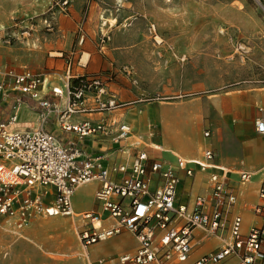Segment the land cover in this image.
<instances>
[{"label": "rangeland", "instance_id": "obj_1", "mask_svg": "<svg viewBox=\"0 0 264 264\" xmlns=\"http://www.w3.org/2000/svg\"><path fill=\"white\" fill-rule=\"evenodd\" d=\"M95 54L111 64L108 87L126 98L125 107L159 106L184 129L192 122L201 143L206 128L209 139L238 150L245 141L236 138V129L250 141L254 129L252 136L263 141L255 120L264 116V0H85L80 10H66L60 0H0L1 76L27 67L61 80L68 62L81 70ZM137 132L158 143L161 127ZM183 142L192 149L195 132L190 129ZM196 147L200 151L202 144ZM134 148L136 153L143 147ZM179 148L164 145L166 157L172 159L168 153ZM182 150L179 155L192 160ZM225 169L237 178L238 170ZM94 189L88 186L86 193ZM79 224L76 217L33 214L20 227L18 218L0 216V264H106L114 258L93 256L137 247L119 237L99 245L89 260L78 239Z\"/></svg>", "mask_w": 264, "mask_h": 264}, {"label": "built area", "instance_id": "obj_2", "mask_svg": "<svg viewBox=\"0 0 264 264\" xmlns=\"http://www.w3.org/2000/svg\"><path fill=\"white\" fill-rule=\"evenodd\" d=\"M60 3L67 10L71 0H60ZM123 72L131 75L129 68ZM107 73L108 76L111 72ZM107 76L94 74L79 79L67 74L64 87L51 91L54 97L66 100L65 109L59 112V106L42 93L43 75L27 69L10 70L0 75V104L9 93L17 94L21 97L17 102L29 99L47 111L42 117L43 123L56 112L64 131L74 132L81 138L97 134L112 136L114 143L123 144L133 136V130L126 124L113 132L105 120L98 127L68 122L73 115L110 112L126 106L118 103L109 90ZM88 94L94 97V110L85 105ZM15 110L6 122H0V216L18 218L20 227L33 214L72 217L76 191L98 181L101 187L95 199L100 211L78 217L81 221L78 239L84 252L128 231L137 238L139 247L135 255L123 256L118 263L186 264L195 248V232L200 230L221 239L222 246L194 264H264V178L258 193L260 203L253 209L260 224L244 232L241 216L233 217L227 224L226 216L237 198L228 186L227 171L217 172L220 168L214 164L213 151H205L203 161L176 156V163L172 165L150 156L147 149L160 151L142 144L130 166L117 164L107 168L99 157H81L79 149L71 151L64 147L42 126L20 131ZM256 131L264 139V120L256 121ZM205 137H210L209 131ZM192 164L200 174H208L210 194L196 196L190 210L177 204V195L181 174L194 178L197 173ZM250 179V173H240L242 184ZM226 232L229 237L224 239Z\"/></svg>", "mask_w": 264, "mask_h": 264}, {"label": "crops", "instance_id": "obj_3", "mask_svg": "<svg viewBox=\"0 0 264 264\" xmlns=\"http://www.w3.org/2000/svg\"><path fill=\"white\" fill-rule=\"evenodd\" d=\"M84 3L85 0H71V4L75 8V10H80L84 6ZM72 6L70 5L69 8L71 9ZM99 53H101V51ZM117 59L118 63L124 62L123 56H120ZM110 65V63H107L105 61L103 62L100 56H98L97 54L93 56L90 55L87 63L84 64V69L81 70H72V63L68 62L66 69L63 71L64 76L61 80H50L48 78L45 79V86L42 93L43 95H45L47 100L57 104L59 106V112H62L66 107L65 98H56L51 94V91L53 88L64 87L65 81L67 80V74L70 73L72 77L90 76L96 74L97 71L104 70V75L106 76L108 74V71L111 72L110 75L107 76L108 80L110 81V78H112L113 71V68H110ZM26 69L30 70L27 67H21L19 68V70L15 69L14 71L20 72ZM50 76L52 75H49V77ZM114 97L120 104L126 101V98L122 95H114ZM132 97L137 98V95ZM18 98L21 97L17 94L9 93L3 99L2 103L0 104V122H6L9 119L10 114L13 112V109L16 108L15 111L19 115L20 124L18 129L20 131H25L27 129H36L42 126L45 131L54 135L64 147L68 148L71 151H73L74 149H79L82 153L81 157H99L102 164L107 168L113 167L117 164H126L130 166L135 156V145L141 146L143 144L146 147L160 151L156 152L154 150L147 149V152L150 156L166 160L172 165H175L176 163V156H179L188 161H203L199 158V155L197 156V154H199L201 150V158L203 159L205 151L211 150L215 153L216 150L218 156L215 153L214 164L220 168L219 170H217L219 174H223V170H226L225 168L238 170L237 178L234 179L229 176L230 172L226 170L228 186L237 198V203L231 209L230 213L226 216V219L228 221L227 224L229 225L231 220L235 216L242 217L244 232H248L252 227L258 226L260 224V220L253 213V209L260 203L258 193L262 180L264 178V139L262 138L263 141H261L257 138H254V136H252V133H254V129L248 132V135L246 134L248 138L253 137L252 141L245 140V136H242L238 131L239 129H236V138L245 141L242 144V149L238 150L234 149L231 146H228L227 144H219L215 138H206L205 133L207 131L210 132L209 128H206L203 131V138H200L204 141V143L197 142L199 140L198 128L192 124L191 120V125L187 122L189 128L184 129L181 126L177 125V123L175 124L176 119H173V121L170 120V118H168L170 117L169 113H165L166 111L164 109L151 103L124 107L104 113L73 115L68 118V122L71 125L89 123L93 127L100 126L102 121L105 120L109 129L113 132L117 130L119 125L126 124L133 130V136L123 144H116L112 141V136H103L101 134H97L93 137L81 138L78 134L74 132L64 131L61 125L62 121L60 119V116L56 112L49 115L47 120L43 123L42 117L46 116L47 111L44 108L40 107L36 102L29 99L24 98L20 102H17ZM23 100L30 101L31 103H24ZM85 105L88 108L94 110L95 102L93 95L88 94L86 96ZM261 119L264 120V116L259 117L255 120L256 133V121ZM184 121L186 122V119H184ZM154 124H158L161 127V135L156 140L158 143L149 141L151 138L146 139L143 133V135H140L137 132L140 131V129L142 128H144L145 130L150 129V127ZM190 129L195 132V146L191 147L193 149H188V147L183 142L184 139L188 138V131ZM150 136L153 137L154 135L151 134ZM130 140H132L133 142L129 143ZM196 143L202 144V148L200 149V151L197 150ZM177 144L180 146L179 149L175 150L178 154L168 153L172 156V159L166 157L167 153L164 152V145L175 149L177 147ZM221 146L227 147L224 153L221 152ZM180 149H183L182 152H184V154L186 155H189L192 160L185 156L179 155L178 150ZM218 157L220 158V160L218 159ZM190 166L194 168L197 173L194 178H186L183 174H181L182 183L178 188L177 204L188 206V208H190L191 210L193 208L194 199L196 196L210 194V186L208 183V177L204 174H200L196 165L192 164ZM241 172H247L251 174L252 178L248 183L242 184L240 182ZM93 185H95L94 192L86 193L87 187ZM100 187L101 183L98 181L80 187L73 197L74 216L69 218L76 217L78 222L81 224V221L78 218L80 215L87 212H99L100 208L96 202L95 194ZM49 191H51V189H49ZM84 200H87V202H85ZM119 237H127L131 240L136 241L137 247L134 249H130L129 251H120L114 255L108 254L105 255V257L93 256V254L98 253L96 248L99 245H101L102 243H109L113 240H117L119 239ZM228 237L229 235L226 232L223 235V238L225 239ZM194 241L195 248L191 254L189 261L186 264H194L202 256L210 254L212 252H216L222 246L221 239L207 236L204 232L200 230H197L195 232ZM102 243L94 245L89 249L88 254L91 255H88L89 260L90 257L92 258V256L94 259L114 258V260H118L123 256L135 255L139 247V242L137 238L131 232L128 231H124L122 234L115 236ZM114 260L106 264H117ZM225 264L229 263L227 262Z\"/></svg>", "mask_w": 264, "mask_h": 264}, {"label": "trees", "instance_id": "obj_4", "mask_svg": "<svg viewBox=\"0 0 264 264\" xmlns=\"http://www.w3.org/2000/svg\"><path fill=\"white\" fill-rule=\"evenodd\" d=\"M82 78H84V77H80L79 79H82ZM79 79L74 80V81H73L74 84L77 83V82L79 81ZM23 102H24V103H31L30 101H26V100H23Z\"/></svg>", "mask_w": 264, "mask_h": 264}, {"label": "bare ground", "instance_id": "obj_5", "mask_svg": "<svg viewBox=\"0 0 264 264\" xmlns=\"http://www.w3.org/2000/svg\"><path fill=\"white\" fill-rule=\"evenodd\" d=\"M197 148V147H196ZM163 149H164V147H163ZM193 149V148H192ZM251 178H252V176H251ZM252 183V182H251ZM179 188V187H178ZM251 222H252V220H251ZM89 255V254H88Z\"/></svg>", "mask_w": 264, "mask_h": 264}]
</instances>
